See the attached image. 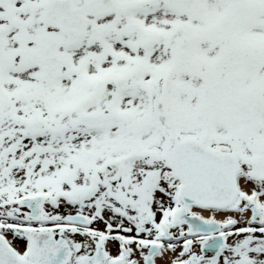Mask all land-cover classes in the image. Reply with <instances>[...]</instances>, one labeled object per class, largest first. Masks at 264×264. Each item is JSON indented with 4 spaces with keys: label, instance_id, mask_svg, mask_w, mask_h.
Wrapping results in <instances>:
<instances>
[{
    "label": "snow or ice",
    "instance_id": "1",
    "mask_svg": "<svg viewBox=\"0 0 264 264\" xmlns=\"http://www.w3.org/2000/svg\"><path fill=\"white\" fill-rule=\"evenodd\" d=\"M0 264H264V0H0Z\"/></svg>",
    "mask_w": 264,
    "mask_h": 264
}]
</instances>
